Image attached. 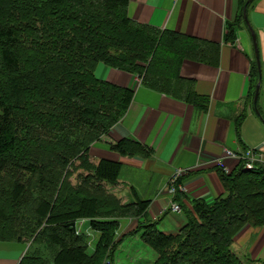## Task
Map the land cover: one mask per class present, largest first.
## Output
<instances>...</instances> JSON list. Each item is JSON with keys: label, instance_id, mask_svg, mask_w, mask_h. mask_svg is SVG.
<instances>
[{"label": "trees", "instance_id": "trees-1", "mask_svg": "<svg viewBox=\"0 0 264 264\" xmlns=\"http://www.w3.org/2000/svg\"><path fill=\"white\" fill-rule=\"evenodd\" d=\"M127 2L0 0V242L29 244L18 264H116L117 220L133 218L152 264H243L231 246L244 226L264 229V164L221 174L226 196L194 201L185 226L165 235L146 220L148 202L122 205L105 188L119 163L89 161L133 95L96 78L97 64L151 90L178 84L174 34L132 22ZM111 148L142 152L128 140ZM80 220L99 234L91 253Z\"/></svg>", "mask_w": 264, "mask_h": 264}, {"label": "crops", "instance_id": "crops-1", "mask_svg": "<svg viewBox=\"0 0 264 264\" xmlns=\"http://www.w3.org/2000/svg\"><path fill=\"white\" fill-rule=\"evenodd\" d=\"M126 14L160 35L174 34L178 84L151 90L136 74L97 64L96 78L133 95L124 116L91 144L89 161L119 163L116 183L105 184L107 191L122 205L148 202L146 220L156 222L162 234L175 235L194 201L209 205L226 196L221 174L234 173L240 164L245 170L247 152L254 167L264 164V0H128ZM122 140L142 152L112 150ZM178 170L187 171L177 181L179 201L166 189ZM172 203L179 212L171 211ZM119 224L120 253L143 246L140 241L132 247L139 235H130L136 219ZM14 243L19 242H0V252L10 253H0V264H18L25 249ZM231 249L243 264H264V229L244 226ZM141 253L153 257L145 246Z\"/></svg>", "mask_w": 264, "mask_h": 264}, {"label": "rangeland", "instance_id": "rangeland-1", "mask_svg": "<svg viewBox=\"0 0 264 264\" xmlns=\"http://www.w3.org/2000/svg\"><path fill=\"white\" fill-rule=\"evenodd\" d=\"M166 189L168 192L170 191V190H168V188H166ZM177 191H179V190H177ZM180 191L182 192V190H180ZM175 194H176V190H175V193L173 195H171V194L170 195L173 197ZM172 204H171V211H173L172 210ZM127 219H129V218H120L118 220L120 223L122 220H127ZM119 226H120V224H119ZM77 230L82 231L87 236L86 237L87 238L86 243L89 247L88 252L91 253L95 247V244H96L97 239H98L97 237L99 236V234L90 229V226L86 220H82V221L80 220L79 224L77 225ZM136 241L137 242H134L132 247H134L136 244L140 243L141 240L139 239V235L136 237ZM18 244L14 243L12 245H14V247H17V248L19 247V249L24 248L25 251L27 250V248L29 246L28 243L24 244L23 242H22V245H18ZM142 245L144 246L143 243H142ZM142 247H140L136 250H126L125 249V252H122V253H120V251L118 249L116 251V254H115L116 264H147V263L152 264L154 261H156V259L158 258L157 254L153 251L152 252L153 257L148 258V256L142 255L143 254V253H141ZM146 249H148V251H151L148 247H146ZM137 251L139 253H137ZM0 253L3 255H10V253L5 252V251L0 252ZM126 253H128V254H126ZM149 253H151V252H149Z\"/></svg>", "mask_w": 264, "mask_h": 264}, {"label": "built area", "instance_id": "built-area-1", "mask_svg": "<svg viewBox=\"0 0 264 264\" xmlns=\"http://www.w3.org/2000/svg\"><path fill=\"white\" fill-rule=\"evenodd\" d=\"M225 155H226V157H233V154L230 151H225ZM245 159H246V162H245V168L244 169L245 170H252V169H254V162H255L254 156L251 153L247 152V154L245 156ZM216 165L222 167L223 166V163H222L221 160H219V161H217ZM225 171H226V169H225ZM186 172L187 171H184V170H178L168 180V182H167V188H168V190H170L169 193L171 195H173L175 193V190L176 189L179 190V191L182 190V186L179 185V182L177 184V181ZM172 210L174 212H179L180 211V208H179V206L176 203H173L172 204ZM77 231L80 232L79 230H77Z\"/></svg>", "mask_w": 264, "mask_h": 264}, {"label": "water", "instance_id": "water-1", "mask_svg": "<svg viewBox=\"0 0 264 264\" xmlns=\"http://www.w3.org/2000/svg\"><path fill=\"white\" fill-rule=\"evenodd\" d=\"M256 55V54H255ZM255 96L257 97V91H256V93H255ZM256 97H255V99H256Z\"/></svg>", "mask_w": 264, "mask_h": 264}]
</instances>
